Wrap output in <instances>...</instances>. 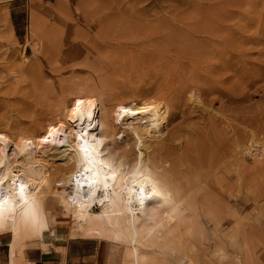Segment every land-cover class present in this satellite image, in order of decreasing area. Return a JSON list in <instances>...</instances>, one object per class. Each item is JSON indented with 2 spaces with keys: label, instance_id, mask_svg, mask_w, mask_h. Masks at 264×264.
Returning a JSON list of instances; mask_svg holds the SVG:
<instances>
[{
  "label": "rangeland",
  "instance_id": "obj_1",
  "mask_svg": "<svg viewBox=\"0 0 264 264\" xmlns=\"http://www.w3.org/2000/svg\"><path fill=\"white\" fill-rule=\"evenodd\" d=\"M201 26L213 29L208 43ZM76 94L167 110L154 153L172 156L155 165L167 168L185 218L145 251L149 264H264V152L253 157L264 143V0H0V132L33 137ZM117 134L109 146L130 150ZM251 137L257 148L240 154ZM56 207L50 198L48 229L103 241L109 264H123L115 239L70 233Z\"/></svg>",
  "mask_w": 264,
  "mask_h": 264
},
{
  "label": "bare ground",
  "instance_id": "obj_2",
  "mask_svg": "<svg viewBox=\"0 0 264 264\" xmlns=\"http://www.w3.org/2000/svg\"><path fill=\"white\" fill-rule=\"evenodd\" d=\"M210 26L196 29L204 43L212 40ZM188 36L185 40L190 39ZM200 44V48L204 47ZM194 92L189 93L193 105L198 103ZM93 96L76 94L61 101L58 123L33 137L0 132V234L10 237V264H19L14 261L16 249L23 250L27 243L40 239L41 232L48 229L50 222H55L57 214L51 216L47 210L50 198L57 205L60 217L70 221V233L115 239L118 258L123 264H149L145 251L180 231L185 218L179 209L181 197L171 187L167 168L161 169L158 163L161 170L157 171L159 167L156 169L155 165L158 160L166 164L169 155L172 156L169 153L161 161L154 153L166 127V108L122 103L110 106L107 100L109 105L107 102L101 105ZM118 131L129 137L130 150L125 148L128 146L125 142L120 152H116L113 142L110 144L114 147L109 146L107 138L117 136ZM252 137L246 149L241 150L245 144L237 143L239 153H248L253 143L257 148L258 143ZM262 144L258 145L260 149H254L255 160L264 152ZM204 189L206 192L207 188ZM235 202L238 203V197ZM95 206L99 211L93 209ZM68 237L72 238L71 234Z\"/></svg>",
  "mask_w": 264,
  "mask_h": 264
},
{
  "label": "crops",
  "instance_id": "obj_3",
  "mask_svg": "<svg viewBox=\"0 0 264 264\" xmlns=\"http://www.w3.org/2000/svg\"><path fill=\"white\" fill-rule=\"evenodd\" d=\"M14 254V261L19 264H109L110 261L107 243L91 238H69L60 226L45 230L39 241L27 243L23 250ZM11 261L8 238L2 236L0 264H10Z\"/></svg>",
  "mask_w": 264,
  "mask_h": 264
}]
</instances>
